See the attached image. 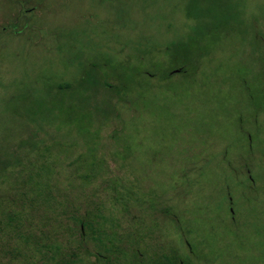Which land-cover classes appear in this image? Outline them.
Here are the masks:
<instances>
[{"label": "rangeland", "instance_id": "374dc122", "mask_svg": "<svg viewBox=\"0 0 264 264\" xmlns=\"http://www.w3.org/2000/svg\"><path fill=\"white\" fill-rule=\"evenodd\" d=\"M26 173L121 264L185 227L199 264H264V0H0V197Z\"/></svg>", "mask_w": 264, "mask_h": 264}, {"label": "trees", "instance_id": "16d2710c", "mask_svg": "<svg viewBox=\"0 0 264 264\" xmlns=\"http://www.w3.org/2000/svg\"><path fill=\"white\" fill-rule=\"evenodd\" d=\"M177 67L178 70H182L184 65L180 64ZM65 84L69 88L78 86L77 81ZM18 143L21 144L20 141ZM11 156L14 157L7 160L3 158V160L12 163L20 162L18 155ZM31 177H33L32 174H23L22 184L16 195L12 192L5 197H0V264H4L3 257L6 258L5 261L12 259L16 264L20 262L23 264H46L48 261L53 264H78L83 260L85 262L82 264L96 262L121 264L118 258L119 254L124 253V249L115 244L114 235L106 233L105 228L101 227L102 216L97 211L96 203L86 200L83 203L71 201L69 205H65L56 196L58 193L53 196L48 191L42 192L43 197L41 198L40 195H37L38 193L36 194L33 185L28 183ZM92 189L91 192H96L94 187ZM118 190L121 191L122 188ZM118 190L116 185H113L110 195H114ZM89 203L92 204L91 207L88 206ZM81 204L84 205V209L80 213ZM94 211H97L96 214ZM72 223L74 225L78 223L79 227L81 225L89 227L92 232L91 237L95 239L94 250L88 249L85 245L83 227L81 226L75 234ZM179 231L186 254L182 256L179 251H173L172 247L171 251L169 250L171 253L166 251L167 253L152 257V264L215 262L216 257L205 259L206 248L200 235L192 237L190 230L186 227L185 229L179 228ZM188 236L195 240V244L189 240ZM132 252H135L133 248ZM89 255L93 256L92 260H89ZM128 263L140 264L136 259H130Z\"/></svg>", "mask_w": 264, "mask_h": 264}, {"label": "flooded vegetation", "instance_id": "af4514ba", "mask_svg": "<svg viewBox=\"0 0 264 264\" xmlns=\"http://www.w3.org/2000/svg\"><path fill=\"white\" fill-rule=\"evenodd\" d=\"M178 70V69H177Z\"/></svg>", "mask_w": 264, "mask_h": 264}]
</instances>
